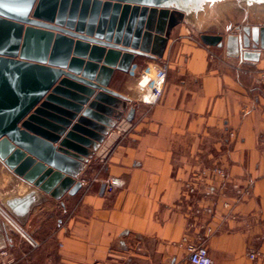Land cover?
Masks as SVG:
<instances>
[{"label":"crops","instance_id":"1","mask_svg":"<svg viewBox=\"0 0 264 264\" xmlns=\"http://www.w3.org/2000/svg\"><path fill=\"white\" fill-rule=\"evenodd\" d=\"M232 5L174 27L162 58L136 55L141 65L170 63L159 103L140 102L135 78L115 71L110 87L131 102L79 176L92 182L87 191L55 198L0 160V201L23 229L0 218V264H191L186 243L202 241L207 225L213 264H264L248 256L264 252V49L258 61H245L200 38L264 25L263 5ZM212 165L226 178L202 181L195 197L187 195L184 182ZM107 179L120 184L101 192ZM251 181L252 195L238 200L232 183ZM31 192L23 214L7 205L12 199L23 207ZM196 203L213 212L194 215Z\"/></svg>","mask_w":264,"mask_h":264},{"label":"water","instance_id":"2","mask_svg":"<svg viewBox=\"0 0 264 264\" xmlns=\"http://www.w3.org/2000/svg\"><path fill=\"white\" fill-rule=\"evenodd\" d=\"M243 2L264 6V0H0V160L55 198L76 194L87 161L131 102L110 87L115 71L127 72L136 55L162 58L172 29L187 18ZM200 38L256 62L264 25L226 37L202 31ZM135 114L129 107L126 119ZM34 198L31 192L23 207L12 199L7 205L23 214Z\"/></svg>","mask_w":264,"mask_h":264},{"label":"built area","instance_id":"3","mask_svg":"<svg viewBox=\"0 0 264 264\" xmlns=\"http://www.w3.org/2000/svg\"><path fill=\"white\" fill-rule=\"evenodd\" d=\"M170 68V63L167 60H162L159 63L155 64H145L141 65L140 63L133 61L128 74L131 77H134L136 80L137 89L139 91V101L147 104L148 106H153L159 103L164 95L165 86L168 78V71ZM264 81V73L260 74L259 82ZM120 134L124 133L125 130H119ZM232 134V133H231ZM227 173L225 169L220 165L206 166L199 169L196 173L192 175L187 181L184 182V192L189 196H196L198 194V185L202 181H207L213 178H226ZM98 177L95 176L92 181H97ZM82 186L86 187V191L91 186V181L88 183L85 179H82ZM120 184L118 179H107L106 180V190L112 192ZM252 185L253 181L249 182L247 185H241L239 182L232 183V189L236 193L238 200L252 195ZM225 206H228V203H224ZM192 213L194 215H200L202 213L211 214L213 208L209 205H200L196 203L192 206ZM0 218H2L7 224L13 226L20 232H23L22 227L19 225L14 215L11 213L9 208L0 201ZM211 226L207 225L205 227V234L202 241L193 242L187 241V238L184 237L186 243V249L188 251V259L191 264H213V260L209 254L208 248L206 246V240L208 236L212 233ZM30 242L33 246H36V243L30 239ZM248 256L253 260H263L264 261V252L251 249L248 251Z\"/></svg>","mask_w":264,"mask_h":264},{"label":"rangeland","instance_id":"4","mask_svg":"<svg viewBox=\"0 0 264 264\" xmlns=\"http://www.w3.org/2000/svg\"><path fill=\"white\" fill-rule=\"evenodd\" d=\"M231 6H233L232 4L231 5H228L226 7H223L224 9H233Z\"/></svg>","mask_w":264,"mask_h":264}]
</instances>
